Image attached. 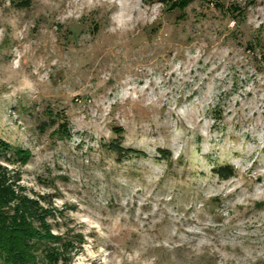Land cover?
Here are the masks:
<instances>
[{"label": "rangeland", "instance_id": "374dc122", "mask_svg": "<svg viewBox=\"0 0 264 264\" xmlns=\"http://www.w3.org/2000/svg\"><path fill=\"white\" fill-rule=\"evenodd\" d=\"M262 45L264 0H0V162L51 264H264Z\"/></svg>", "mask_w": 264, "mask_h": 264}, {"label": "trees", "instance_id": "16d2710c", "mask_svg": "<svg viewBox=\"0 0 264 264\" xmlns=\"http://www.w3.org/2000/svg\"><path fill=\"white\" fill-rule=\"evenodd\" d=\"M264 61V45L260 53ZM111 147L118 153H138L135 149L124 148L118 141ZM9 144L0 143V154L7 152ZM162 154H169L160 149ZM217 175L229 177L234 173L230 164L213 167ZM44 195H29L20 183V175L13 174L6 164L0 162V264H51L55 260L57 247H43L46 243L61 237L52 231L49 217L53 214ZM44 254L39 250L42 247Z\"/></svg>", "mask_w": 264, "mask_h": 264}]
</instances>
